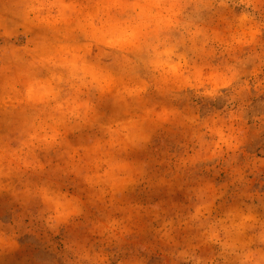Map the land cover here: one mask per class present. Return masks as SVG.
I'll list each match as a JSON object with an SVG mask.
<instances>
[{
  "label": "clouds",
  "instance_id": "9594fccd",
  "mask_svg": "<svg viewBox=\"0 0 264 264\" xmlns=\"http://www.w3.org/2000/svg\"><path fill=\"white\" fill-rule=\"evenodd\" d=\"M0 264H264V0H0Z\"/></svg>",
  "mask_w": 264,
  "mask_h": 264
}]
</instances>
